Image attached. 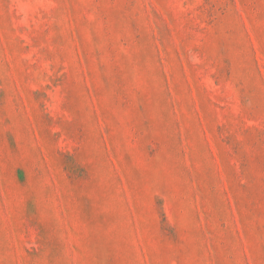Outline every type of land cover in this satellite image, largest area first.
Here are the masks:
<instances>
[{"label": "rangeland", "instance_id": "obj_1", "mask_svg": "<svg viewBox=\"0 0 264 264\" xmlns=\"http://www.w3.org/2000/svg\"><path fill=\"white\" fill-rule=\"evenodd\" d=\"M0 264H264V0H0Z\"/></svg>", "mask_w": 264, "mask_h": 264}]
</instances>
